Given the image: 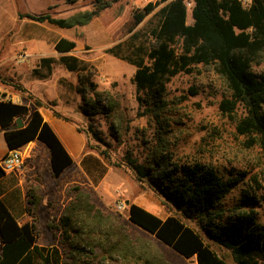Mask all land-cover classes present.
Masks as SVG:
<instances>
[{
	"label": "trees",
	"instance_id": "trees-1",
	"mask_svg": "<svg viewBox=\"0 0 264 264\" xmlns=\"http://www.w3.org/2000/svg\"><path fill=\"white\" fill-rule=\"evenodd\" d=\"M93 1V8L66 17L49 13L25 16L61 28L80 27L117 0ZM160 3L163 4L155 12L157 22L149 30L151 44L147 47L134 44L138 31L133 29ZM188 10L190 24L187 23ZM127 33L126 39L107 47L105 52L135 67L132 82L136 101L139 107H144L142 113L161 107L166 83L171 77L180 72L191 73L196 65L211 66L230 94V98L221 100L220 108L231 113L236 105H241L244 115L237 120L236 131L251 140L258 139L264 147V76L251 70L253 63L264 60V0H250L246 7L241 0L148 1L132 13ZM75 45L74 40L59 37L53 47L60 53L58 61L67 71L79 72L75 91L81 96L79 109L88 120V129L95 140L106 143L92 125L95 116L103 115L110 118L111 135L121 138L127 129V116L117 98L96 90L87 63L68 54ZM54 61L52 56L41 57L31 73L40 79L47 78ZM16 87L25 91L21 85ZM34 104L29 108L0 96V131L8 149L19 148L34 139L43 143L49 150L50 172L58 177L72 163V158L43 119L39 111L41 101L36 99ZM55 115L70 121L57 111ZM17 117L25 118L21 127L15 126ZM100 154L106 156L107 152ZM95 161L100 166L101 176L106 166L98 159ZM123 161L138 181L154 185L166 203L182 218L195 222L200 230L175 214L160 218L129 202L126 214L134 225L153 235L174 254L194 258L196 264H228L224 252L229 253L235 264H264V223L258 222L252 213L224 215L219 207L239 183L240 176L223 180L213 168L198 162L180 166L167 162V166L160 167L163 160L154 159L146 166L130 152L124 155ZM3 175L0 168V178ZM106 218L94 207L89 194L77 188L73 201L59 219L63 238L73 253L83 252L88 247L101 249L106 258L120 259L124 264H169L161 252L137 245L122 226ZM62 263L59 249L38 244L34 224H19L0 197V264Z\"/></svg>",
	"mask_w": 264,
	"mask_h": 264
},
{
	"label": "rangeland",
	"instance_id": "rangeland-1",
	"mask_svg": "<svg viewBox=\"0 0 264 264\" xmlns=\"http://www.w3.org/2000/svg\"><path fill=\"white\" fill-rule=\"evenodd\" d=\"M148 1L155 0H117L85 26L73 29L38 22L25 14L49 13L54 17H66L93 8V0L74 3L65 0H0L1 79L10 84V91L19 93L16 99L32 108L37 98L16 87L20 84L12 76L19 75L21 82L43 99V113L51 112L67 121L55 115L57 111L69 118L76 129L80 128L77 129L78 136L83 138L81 159L88 156L83 162L75 159L63 174L54 177L47 154L37 149L33 150L37 155L32 150L27 154L30 147L36 148L35 144H30L20 148L26 152L24 167L10 173L8 183H0V192H5L7 199L10 196V207L15 215L27 214L28 222L35 226L37 243L56 246L62 264H124L120 259L106 258L101 249L87 247L83 252L73 253L64 240L59 219L73 201L77 188L87 192L94 207L105 218L110 217L115 225L122 226L137 245L158 250L169 264H196L194 258L174 254L153 235L128 220L125 200L135 202L160 218L169 214L181 215L166 203L154 185L138 181L132 170L123 164L127 152L146 166L154 159L163 160L160 167L167 166V162L177 166L198 162L213 168L223 180L240 176L239 183L219 205L222 213H252L258 222L264 223V147L258 139L251 140L236 131L235 124L244 115L241 105H236L231 113L220 108L221 100L230 98V94L211 66L196 65L191 73L180 72L171 77L166 83L161 107L154 112L142 113L144 107H139L136 101L132 82L135 67L105 52L107 47L128 37L132 13ZM162 4L155 6L135 26L133 31H138V37L133 40L134 44L140 43L144 47L151 44L153 39L149 30L156 24L155 12ZM186 4L191 6L188 1ZM191 21L188 10L187 23ZM60 35L76 39L74 53L87 63L96 90L107 92L120 102L127 116V129L121 138L111 135L110 118L103 115L95 116L92 125L106 143L93 138L88 120L79 109L81 96L75 91L79 72L67 71L58 61L60 54L53 47ZM43 56L55 59L50 76L44 80L45 85L33 79L31 73ZM251 70L264 76V60L253 63ZM6 72H10L9 77ZM0 96L5 97L4 94ZM3 146L0 136V151ZM101 151H106L107 155L100 154ZM96 159L106 166L101 176ZM121 204L123 207L118 208ZM181 219L200 230L195 222ZM215 249L221 252L217 247ZM224 255L228 264H235L229 253L224 252Z\"/></svg>",
	"mask_w": 264,
	"mask_h": 264
},
{
	"label": "crops",
	"instance_id": "crops-1",
	"mask_svg": "<svg viewBox=\"0 0 264 264\" xmlns=\"http://www.w3.org/2000/svg\"><path fill=\"white\" fill-rule=\"evenodd\" d=\"M85 26V25H84ZM73 29H77L76 27H73ZM66 37L65 38H68V39H72L75 41V47L72 51L68 52V54H73L75 56H77L74 51H75V48L77 47V41L76 39L73 37V36H69V35H65ZM60 37H64V36H61ZM57 52V51H56ZM60 54V53H59ZM78 58H80L79 56H77ZM81 59V58H80ZM6 75L7 77L10 76V72H6ZM33 75V74H32ZM13 78H15L19 84L24 88V90L32 93L35 95V97L37 98V100L39 101H43V99H41L40 97L37 96L36 93H34L33 91H31L30 89H28L27 86H25L22 82H21V77L19 75H14L12 76ZM33 79H37L39 81H41L42 84L45 85V79L47 78H44V79H40V78H37L36 76L33 75ZM0 94H4V98L5 99H9L11 100L12 102H17V103H22L21 101H19L18 99H16V96L19 94L18 92H12L10 91V84L6 81H3L0 77ZM56 96H54L55 98ZM54 98H51V99H54ZM42 103V102H41ZM28 105V103H27ZM39 111L43 117V119L51 126V128L53 129V131L56 133V135L58 136V138L61 140V142L63 143L64 147L66 148L67 152L69 153L70 157L72 158V163L69 165L71 166L73 164V162L75 161V159H81L82 157V152H83V148H84V145H83V138L82 137H79L78 135H80V132L77 131L76 127L74 126L73 122H69V121H65V120H62L60 118H57L55 116H53L51 114V112H46V113H43L42 112V108L40 107L39 108ZM18 118V117H17ZM21 118V117H19ZM16 120V119H15ZM59 120V122H58ZM21 121H22V125L23 123L25 122V119L21 118ZM15 122V121H14ZM63 123V124H62ZM75 133V134H74ZM74 137L75 136V139L72 138V136ZM0 136L2 137V140L4 141V136H3V131H0ZM30 144H35L36 148L34 149H31V147L29 148L27 154L29 155V152L32 150H36L39 151V152H42L43 154H47L48 156V159H49V150L48 148H44V144L39 142L38 140L34 139V140H31L29 142H27L26 144L22 145L20 148H23L24 146H29ZM9 149L7 148L6 146V143L4 141V146H3V149L0 151V158H2L4 156V154L8 151ZM26 152H22V155L24 157V154ZM35 153V151L33 152ZM34 155H37V153H35ZM68 166V167H69ZM67 167V168H68ZM66 168V169H67ZM64 169L63 172L66 170ZM63 172L61 174H63ZM10 174V173H9ZM9 174H4L1 178H0V183H4V182H9L10 181V175ZM59 177V176H58ZM6 193L5 192H0V197L4 200L6 206L8 207L9 211L11 212V214L16 218L17 222L19 224H22V223H25V222H28L29 220V217L27 216V214L25 213H22L20 216H16L15 213L12 211V208L10 207V204H11V198L9 196V198L7 199L5 197ZM135 203V202H134ZM136 204V203H135ZM138 205V204H137ZM140 206V205H139ZM145 209V208H144ZM152 213V212H151Z\"/></svg>",
	"mask_w": 264,
	"mask_h": 264
},
{
	"label": "built area",
	"instance_id": "built-area-1",
	"mask_svg": "<svg viewBox=\"0 0 264 264\" xmlns=\"http://www.w3.org/2000/svg\"><path fill=\"white\" fill-rule=\"evenodd\" d=\"M243 6H248L250 0H241ZM24 157L19 148L9 149L2 158H0V168L4 174L17 172L24 167ZM123 207V204L118 205V208Z\"/></svg>",
	"mask_w": 264,
	"mask_h": 264
},
{
	"label": "water",
	"instance_id": "water-1",
	"mask_svg": "<svg viewBox=\"0 0 264 264\" xmlns=\"http://www.w3.org/2000/svg\"><path fill=\"white\" fill-rule=\"evenodd\" d=\"M15 126L16 127H21L22 126V121H21V118H16V120H15ZM129 203V201L128 200H125V204L127 205Z\"/></svg>",
	"mask_w": 264,
	"mask_h": 264
}]
</instances>
